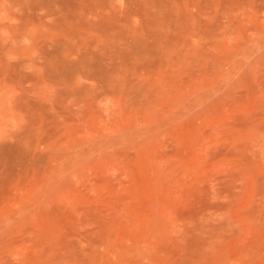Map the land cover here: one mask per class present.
<instances>
[{
    "label": "rangeland",
    "instance_id": "obj_1",
    "mask_svg": "<svg viewBox=\"0 0 264 264\" xmlns=\"http://www.w3.org/2000/svg\"><path fill=\"white\" fill-rule=\"evenodd\" d=\"M0 264H264V0H0Z\"/></svg>",
    "mask_w": 264,
    "mask_h": 264
}]
</instances>
